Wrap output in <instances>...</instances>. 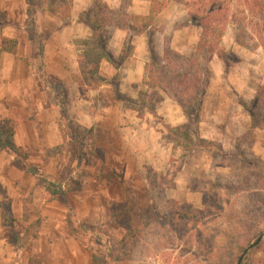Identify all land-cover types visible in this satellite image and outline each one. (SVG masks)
<instances>
[{
  "label": "rangeland",
  "instance_id": "374dc122",
  "mask_svg": "<svg viewBox=\"0 0 264 264\" xmlns=\"http://www.w3.org/2000/svg\"><path fill=\"white\" fill-rule=\"evenodd\" d=\"M221 1L90 0L77 15L108 23L104 44L93 34L73 41L81 96L92 97L95 115L122 112L125 130L102 118L95 135L69 122L73 137L50 141L43 154L5 149L36 173L28 186L13 183L25 191L22 202L0 201L4 237L19 247L7 250L6 264H264V50L254 25L246 26L244 45L234 41V15L250 18L251 0H225L230 19L219 40L209 36L222 59L197 50L202 30L191 4ZM36 3L70 22L72 0ZM139 43L143 78L119 88V66H133ZM184 63H191L190 90L203 89L200 99L182 91L176 73ZM55 88L64 107L68 96L61 84ZM0 128L8 134L9 125ZM43 179L67 191L50 195ZM17 210L23 215L14 216Z\"/></svg>",
  "mask_w": 264,
  "mask_h": 264
},
{
  "label": "crops",
  "instance_id": "0c3cea01",
  "mask_svg": "<svg viewBox=\"0 0 264 264\" xmlns=\"http://www.w3.org/2000/svg\"><path fill=\"white\" fill-rule=\"evenodd\" d=\"M104 1L112 3V0ZM89 4L90 0H72L71 19L66 24L58 12L50 10L47 4L42 7L38 5L33 22L29 25L26 0H0V11L3 13V23L0 24V122H13L12 142L28 155L43 154L54 139H57L55 144L71 139L73 136L67 126L69 122H75L95 135L102 118L109 123L108 127L119 125L117 129L125 130L120 126L124 119L122 112L121 115L106 116L101 115L99 109L100 115L93 114L89 109L93 103L92 97H82L79 83L75 80L79 65L73 41L93 34L90 25L77 20V15L87 10ZM27 25L33 29V37L29 35ZM114 31L118 29L111 31L112 36ZM138 38L140 40L141 37ZM3 39L15 42L10 51L2 49ZM143 48L141 43L135 47L133 66H119L122 72L119 88L126 89L131 84L141 82L145 58L137 51ZM119 68H113V72ZM58 84L68 96L64 107L57 102L55 104L57 92L55 88L51 90ZM103 87L101 84L95 91ZM16 159L5 149H0V185L5 187V198L0 194V201H23L25 191L13 189V183L17 181V187H20L25 180L28 186L30 174L18 166ZM13 214L23 215V212L17 210ZM4 235L5 226L0 211V264H6L11 259L7 250L12 251L16 247L14 243L6 241Z\"/></svg>",
  "mask_w": 264,
  "mask_h": 264
},
{
  "label": "trees",
  "instance_id": "16d2710c",
  "mask_svg": "<svg viewBox=\"0 0 264 264\" xmlns=\"http://www.w3.org/2000/svg\"><path fill=\"white\" fill-rule=\"evenodd\" d=\"M27 2V21L29 24L33 22L34 13L37 9L38 3H36V0H26ZM187 4V3H186ZM193 5V6H192ZM192 9L190 10V17L193 20H196L197 25L201 28L202 34L200 37V41L198 43L197 50H201L202 54L205 55H217L219 58H223L224 56V50L219 47L218 43L216 41V44H212L209 36L211 34H218L219 40L222 36V28L223 24L227 22V20L230 19V6L231 4H227V1L223 0L218 5H208L204 3V7L199 8L198 4L194 5V3L191 4ZM250 9L249 13L251 15L250 18H247L246 16H235L234 21V41L239 45H244V39L242 37V34H245L247 25H254L256 28V43L258 46H260L264 50V0H251L250 2ZM104 8V6H103ZM246 19L249 20L246 21ZM217 22V23H216ZM219 23V24H218ZM107 22H100L97 18H93L91 23H89L91 29L93 30L94 39L100 41V44H104L105 37L102 33V29L104 26H106ZM222 24V25H221ZM126 28L128 29H135L134 25L130 26L129 24H126ZM220 28V29H219ZM218 31V33H217ZM7 42H10V47H4L2 49L10 51L15 42L11 39L10 41L2 40L1 43L5 44ZM149 44L151 48H154V36L151 35L149 38ZM215 45V46H214ZM214 46V48H213ZM177 57H180L179 55H176ZM181 58V57H180ZM185 66V67H184ZM190 68L191 63H184L183 66L180 67V70L183 71V73H176L177 78L182 79L183 82V88L182 91L184 94H190L191 96H195L198 99L203 93V89H197L196 92H192L190 90V84L192 83L191 80L188 79L190 77ZM205 72H208L207 69H205ZM169 73V72H168ZM169 75V74H168ZM55 87H51V90H54ZM56 89V88H55ZM258 91V90H257ZM260 98L255 96V100H259ZM54 103V102H53ZM180 107L182 108L183 112H185L186 107L184 104L179 101L178 102ZM55 104H57L55 102ZM186 113V112H185ZM1 123H5L6 125H9V131L8 134H4L2 129L0 128V149H8L11 153H16V151L19 150L18 147H16L12 142V135H13V125L11 120H5ZM26 171L32 175H35V168L34 167H28ZM66 184L63 183H57L53 181H48L43 179V187L45 191H47L50 195H62L67 191Z\"/></svg>",
  "mask_w": 264,
  "mask_h": 264
},
{
  "label": "water",
  "instance_id": "95a60500",
  "mask_svg": "<svg viewBox=\"0 0 264 264\" xmlns=\"http://www.w3.org/2000/svg\"><path fill=\"white\" fill-rule=\"evenodd\" d=\"M259 239H260V238H259ZM259 239H258V240H259ZM258 240H257V241H258Z\"/></svg>",
  "mask_w": 264,
  "mask_h": 264
}]
</instances>
